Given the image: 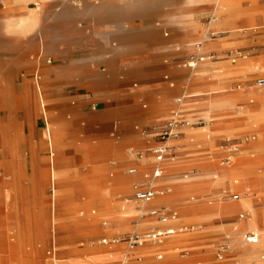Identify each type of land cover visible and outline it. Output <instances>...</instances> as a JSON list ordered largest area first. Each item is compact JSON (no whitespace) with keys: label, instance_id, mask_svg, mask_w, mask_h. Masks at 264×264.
<instances>
[{"label":"rangeland","instance_id":"374dc122","mask_svg":"<svg viewBox=\"0 0 264 264\" xmlns=\"http://www.w3.org/2000/svg\"><path fill=\"white\" fill-rule=\"evenodd\" d=\"M90 1L92 0H59L55 4V10L47 13V5L43 4L41 0H36V6L44 12V22L40 28L35 30L33 41L29 43L11 39L6 35L4 20L0 12V125L11 120L14 124L12 137L14 135L22 136L23 125L26 121L25 109L22 101H19L20 94L16 91V81L20 80L21 74L24 72L23 67L27 66L35 70L36 64H38L43 69L51 68L55 72L71 70L73 72L76 71L74 73H83L86 72L83 65H85L84 61L87 59V65H89L87 71L102 77V83L105 88L115 87L126 94L132 95L138 91L150 88H155L154 91H163L164 93L161 96L162 101L159 102H156L151 95H144L137 108L127 107L104 112L103 122H98V125L100 124L98 128L96 127L97 121L94 118L89 120L86 116H81L76 120L78 125L87 128L89 135L93 134V141H108L116 147H122L127 152H125L127 160L122 161L120 159L113 163V167H117L116 171L130 173V169L138 162L136 159L137 152H140L143 156L146 153L139 144H148L149 147H152L154 145V134L163 127L166 120L173 117L177 120H188L190 123V125L182 127L183 134H188L186 139L176 144L169 143V145H175V147L166 159L176 156L179 160H183V163L173 175V179L183 181L186 180L184 175H188V178L195 176L200 171L198 166L200 163L208 162L211 154L222 152V157L218 156L215 164H210L209 170H212L215 165L223 162L232 145L236 144L239 150L241 143H258V145L248 148V159L250 165L257 167L258 171L264 170L263 160L258 159L259 154L263 151L260 150V147L264 149V138L260 139L259 137L260 133L264 131V126L249 120L236 125L229 122L219 124L215 119L217 115L236 116L239 114L238 109L240 107L245 108L253 105L254 102L245 100L237 101L231 106L218 104L209 107L196 104L195 101L202 99L203 96H191L196 94L195 90L200 85L201 78L208 83V79L213 76L214 72L212 71H221L226 67L233 66L243 56L256 57L263 55L264 25L231 33H219L218 29H208L206 31L209 34L205 39L209 42H218L217 48L209 49L206 52H198L195 45L191 44L188 47V43L180 44L185 42V39L182 38L181 29L175 25L159 28L156 35L162 41L158 40L155 35L154 37H149L137 33L139 30L136 28L143 23V20L133 17L132 14L126 11L128 0H104L102 4H92ZM151 1L156 3L152 10V16L157 20L178 17L189 9H192L195 13L194 20L203 27L208 25L213 18L215 0H200L192 8L188 0ZM255 5L256 8L253 10L255 19L259 22L264 21V0H256ZM241 6L242 8H248L250 3L247 0H241ZM127 22L132 23L128 26L130 30L135 29L134 31L132 30L134 37L129 38V40H123L120 30L122 25L124 26V23ZM38 33L41 34L42 39ZM40 39L44 46V54L39 56V59L30 62L28 61V54H37ZM164 40H169V42L164 43ZM124 43L127 44V48L120 52L118 47ZM176 44H180V50L174 48ZM109 45L111 47L116 46L118 52L113 54V52L108 51L106 46ZM171 53L172 55L169 56L168 54ZM196 57H204V60L198 62L194 68L195 70L199 68L200 64H206L212 70L201 75L199 83L191 85L187 82V75L189 72H193V69L187 67V62L191 58ZM131 63L138 64L140 68L135 70L126 68L123 71L125 66L127 67ZM165 63L177 67L183 75L176 80L171 78L165 80L163 77L165 72L161 70V66ZM115 74L122 78L113 80ZM259 77H264V74L222 73L218 80L225 81L226 83L223 86L227 87L229 91L213 94L212 96L229 94L233 90L240 89L237 88L238 85L245 91H249V88L256 90L260 88L256 85V80ZM43 81L42 78L41 83L44 89L50 128L55 131L54 134L65 138L66 141L72 139V145H65L66 148L60 147L62 149L60 154L63 155V151L68 150V146L77 144V139H75L77 133L74 132V125L71 122L72 111L67 108L61 109L52 106L45 92ZM170 81L173 82L174 86L169 85ZM136 83L144 85L131 89V85ZM59 91H63V89L59 88ZM4 96L8 98L7 106L10 105L9 109L4 104ZM185 102H188L189 106L185 107L182 105L178 107L179 104H185ZM90 104V109L93 111L99 108L95 101ZM209 110L212 112H209ZM146 113L147 115L153 113V116L159 115L156 119L157 124L160 125L159 128L149 130L145 126L147 121H141L140 118L146 117ZM129 117L132 118L130 123L122 125L121 120ZM33 124L39 128L41 136L47 135L48 125H46L40 115L35 117ZM18 150L24 160L22 184L26 187L28 184L26 177L28 166H25L27 150L22 143L18 144ZM151 161L152 159L150 160L149 172L152 171ZM91 174L90 164L81 167L79 170L80 176H90ZM71 177L75 178V176ZM134 191L135 189L131 193L113 195L112 201L117 205V208L113 207L110 209L104 207L98 196L88 195L86 192V198H84L83 203L77 205L76 208L69 212L68 216L76 218L77 222L85 226L82 231L71 229L68 233V239L75 246L76 251L81 253L83 260L80 264H118L121 262L126 252V244L123 243L122 239L132 231L120 233L112 230L95 231L86 229V227L93 224L96 219L99 221L98 224H102L104 220L107 221L111 214L117 212L123 205L128 203L127 199L136 200ZM45 193L47 196L51 193L48 184ZM234 194L239 195L237 191L231 190L228 186H221L216 193L217 198L221 201L235 199L233 198ZM205 196L206 193L197 194L194 199L192 196L172 197L170 202L160 204V206H165L177 212L175 232L164 237L162 243H144L146 246H153L149 256L145 257L141 250L138 249L139 247L136 248L134 253L136 256H140V259L135 264L249 263V261L240 257L237 251H222L223 257L221 259L217 257L223 244L227 243L229 245L232 240L231 235H227L224 229L231 226L238 219V216L224 218L181 217L178 208L181 204L202 201ZM63 200L61 199V202H64ZM61 202L60 207L61 204H64ZM255 204H264V197L261 198V201H256ZM15 210L16 208L13 204L11 211L14 212ZM141 212L143 211H140L139 207H137L131 223H135L136 217ZM62 215L64 216V214ZM159 225L160 223L156 221L150 227L138 229L137 231H146ZM26 228L25 217L16 214L7 227L0 229V238L10 239L12 237L14 241H23L27 237ZM60 234L62 235L64 232L61 231ZM102 238H117L118 240L116 243L103 244L101 242ZM25 243H27L26 247L21 250L29 252V256L32 258L35 253L33 242L28 245L29 239L27 238ZM111 244L122 245L119 254L108 257L99 252L98 257L91 256V252L97 253L99 250L102 252V249H108ZM158 254H161L162 258H158ZM56 257L57 259L72 262L67 256L61 254ZM69 258H72V256ZM55 263L52 257L48 255L46 264ZM250 264H255V262L250 261Z\"/></svg>","mask_w":264,"mask_h":264},{"label":"bare ground","instance_id":"6f19581e","mask_svg":"<svg viewBox=\"0 0 264 264\" xmlns=\"http://www.w3.org/2000/svg\"><path fill=\"white\" fill-rule=\"evenodd\" d=\"M58 1L41 0L43 4L47 5V13L55 10V4ZM103 1L92 0L90 3L102 4ZM128 1L126 11L132 14L133 17L143 20V23L136 28L139 30L137 33L149 37L155 35L157 38L156 33L159 28L175 25L184 34V37L182 34V38L185 39V42L180 44L188 43V47L191 44L195 45L198 52H206L209 49L217 48L218 42H209L205 39L209 34L206 31L208 29H218L219 33H231L264 25V21H257L253 14V10L256 8V0H247L250 3L248 8H242L241 0H215L213 18L204 27L194 20L195 13L192 9L172 19L157 20L152 16L154 5L156 6L153 1ZM199 2L200 0H188L191 8ZM0 3V12L4 20L6 35L11 39L21 40L25 43L32 42L35 30L40 28L44 22V12L36 6V0H0ZM130 24L132 23L127 22L124 23V26L122 25L120 31L123 40L134 37L132 30L135 29L130 30L128 27ZM38 35L42 39L41 34L38 33ZM157 39L161 40V38ZM168 42L169 40H164V43ZM180 44L174 45V48L180 50ZM106 48L113 54L118 52L116 46L111 47L109 45ZM126 48L127 44L124 43L119 45L118 50L121 52ZM43 54L44 46L40 41L37 54H28V61L37 60ZM211 70L212 68L206 64H200L199 68L188 73L187 82L191 85L197 84L200 81V76L209 73ZM212 72H214L213 76L208 79L207 86H198L195 90L196 94L191 95L203 96L202 99L195 101L196 104L209 107L218 104L231 106L237 101L249 100L254 104L245 108L240 107L238 109L239 114L236 116L217 115L215 117L217 123L229 122L236 125L249 120L264 126V85L256 90L249 88V91L241 89V86L238 85L237 88L241 90L236 89L229 94L212 96L213 94L229 91L227 87L219 83L218 77L222 73L264 74V54L256 57L243 56L237 64L226 67L221 71L215 70ZM42 77L43 67L36 64L31 79L21 84L20 91V96L25 101L27 108L25 120L33 126L35 117L40 115L48 125V135L39 145L30 144L27 140L24 144L22 142L25 149H29L31 153L30 163L33 176L31 182L34 192L32 198H30V204L26 201V187L22 184L24 160L18 150V144L21 143L23 134L22 136L14 135L13 139L11 120L0 125V146L4 154L2 161H0V178L3 179L0 181V229L7 227L16 214L25 217L27 224V237L25 239H29L28 245L33 242L35 253L31 258L29 252L21 250L27 245L25 239L14 241L12 237L10 239L0 238V264H46L48 255L52 257L53 262L61 260L56 257L58 254L67 256L72 264H80L83 260L81 253L76 251L75 246L68 239V233L71 229L82 231L85 226L77 222L76 218L68 216L69 212L83 203L86 192L88 195L98 196L105 208H117V205L112 201L113 195L131 193L137 187L147 184V182H150L152 188L156 191L150 205L170 202L172 197L192 196L194 199L197 194L206 193L205 199L202 201L181 204L178 207L181 217L224 218L238 216V219L231 226L224 229L227 235L232 237L229 251H237L240 257L249 261L247 264H250V261H254L255 264H264V204H255L256 201H261V198L264 197V170L258 171L257 167L251 166L247 154L248 148L258 145V143H241V148L233 156L231 164L226 165L220 162L219 165H215L212 170H209L210 164H215L216 159L222 152L211 154L208 162L198 165L200 167L198 174L190 178H188V175H184L186 180L183 181L173 179L176 170L183 163V160H179L176 156L161 163L163 175L160 178H152V171L149 172L148 170L152 156L148 149L151 146L149 147L148 144H145V146L139 144V142L138 144L144 148L146 153L135 163L128 174L116 171L117 167H113L116 160L128 159L127 152L123 149L114 150L107 145L102 146L90 141L85 144V148L90 155L86 160H82L76 151L74 153L66 152L62 155L60 154L58 139L54 134L55 131H52L49 125L47 104L41 83ZM143 85L142 83H136L132 84L130 88L135 89ZM182 105L189 106L188 102H185V104H179L178 107ZM9 107L10 105L7 106V109ZM209 112L212 111L209 110ZM94 118H97V116ZM31 134L30 136L34 137V133ZM187 135L185 133L171 139L169 143L176 144L186 139ZM259 137L260 139L264 138V131L260 133ZM260 150L263 151L259 154L258 159L263 160L264 168V149L260 147ZM39 152L46 153L47 156L40 157ZM81 164H90L92 170L90 176L79 175ZM71 176H75V178ZM45 183H48L50 187L51 193L49 196L42 193V186ZM221 186H228L231 190L237 191L239 195L236 199L221 201L216 195L218 188ZM61 199H64V202H61ZM60 202L64 203L61 204V207ZM127 202L117 212L111 214L107 221L104 220L102 224H98L99 221L96 219L86 229L95 231L112 230L120 233L147 228L157 221L154 217L138 214L135 223H131L137 207L140 211H143L144 208H142L143 204L137 200L127 199ZM13 204L16 208L14 212L11 211ZM61 231L64 234L61 235ZM249 231L255 232L259 236L257 244H247L244 241V235ZM121 246L111 244L108 249H102V252L101 250L97 253L91 252V256L98 257L99 252L108 257L114 256L120 253ZM152 248L153 246L143 245L138 249L146 257L149 256ZM70 256L72 258H69Z\"/></svg>","mask_w":264,"mask_h":264},{"label":"crops","instance_id":"0c3cea01","mask_svg":"<svg viewBox=\"0 0 264 264\" xmlns=\"http://www.w3.org/2000/svg\"><path fill=\"white\" fill-rule=\"evenodd\" d=\"M41 41V39H40ZM177 50V49H176ZM169 56L172 55L168 54ZM85 65L84 66V71L86 72H81V73H74L76 71H64V72H55L51 68L43 69V84L46 89V94L49 97V101L52 103V106H55L57 108H67L68 110L72 111V123L74 125V132L77 133L75 136V139H77V144L75 146H68V150H64L63 154L68 153H74L75 151L77 154H79L82 158V160H86L89 158L88 150L85 148V144L88 142H95L97 144H100L102 146L107 145L111 147L114 150H122V147H116L113 144L109 143L108 141H93L92 135H89L87 132V128H84L82 125H78L77 121L81 116H86L89 120H92L94 117L97 116L96 119L97 124L96 127L98 128L100 124L98 125V122L102 123L103 122V114L106 111H115L117 109L121 108H127V107H134L137 108L140 105V102L142 101V98L144 95H151L156 102L162 101L163 96V91H154L155 88H150V89H145L144 91H138L135 94H126L123 91H120L118 88H113V87H104L102 83V77H99V75H96L94 73H89L87 71V68L89 65H87L88 60L85 59L84 61ZM82 66V65H81ZM27 67V66H24ZM24 72L21 74L20 80H17V88L16 91L21 94V84L24 83V81L30 79V76H32L33 68L27 67L24 68ZM124 67V66H123ZM126 68H131L133 70L140 68L138 64L131 63L127 67L123 69L126 70ZM82 70V69H81ZM161 70L165 72L164 74V79H169L171 78L172 80H176L179 77L183 75L179 71V69L173 65L170 64H163L161 66ZM19 72V71H18ZM20 73V72H19ZM121 76H117V74L114 75L113 80H119L121 79ZM173 82H169L170 86H174L172 84ZM220 84H225V81L219 80ZM204 79L201 78V83L199 86H207ZM59 88H62L63 91H59ZM20 96V95H19ZM125 97V98H124ZM5 102L4 104H8V98L7 96H4ZM118 98V99H117ZM110 99V100H109ZM19 101H22V104L25 109L26 113V105L25 101L22 100L21 96L19 97ZM96 102L99 105V108L96 111H93L90 109V103ZM159 115H154L153 113L148 114L146 113V117L140 118L141 121H147L145 123V126L148 127L149 130H156L159 128V124H157L156 119ZM132 118H125L122 119V125L129 124ZM159 119V118H158ZM11 128L13 130L14 124L12 123ZM23 136L21 139V143H25V140H27L28 143H33L39 145L42 140H44L47 135H48V128H47V135L44 134V136H41L39 132V128L36 126L30 125L27 120L24 122L23 125ZM34 133V137H31V133ZM183 135V134H182ZM56 137L59 142V146H63V148H66L65 145H72V139L69 141H66L65 138H61L56 134ZM74 138V137H73ZM14 139V138H13ZM1 140V137H0ZM171 150L175 147V145H170ZM62 148V147H61ZM60 150L62 151V149ZM0 161L3 159V150L0 146ZM40 157H46L47 154L43 152L38 153ZM223 153H221L219 156L222 157ZM30 157L31 153L29 149H27V162L25 166H28L27 168V185H26V196H27V203L31 202L30 198H32L34 189L32 187V182H31V177L32 176V169H31V163H30ZM124 161V160H122ZM138 161V160H137ZM88 164H81L80 166H87ZM1 173V170H0ZM3 180L0 178V181ZM48 183H45L42 186V193L46 195V186ZM30 204V203H29ZM149 206H160V205H150Z\"/></svg>","mask_w":264,"mask_h":264},{"label":"built area","instance_id":"2783aa9c","mask_svg":"<svg viewBox=\"0 0 264 264\" xmlns=\"http://www.w3.org/2000/svg\"><path fill=\"white\" fill-rule=\"evenodd\" d=\"M204 60V57L191 58L187 62V67L189 69H194L198 62ZM256 85L262 87L264 85V77H259L256 80ZM190 125L188 120H177L174 117L168 119L163 124V127L154 134L153 143L154 145L148 149L152 154V178H160L163 175V168L161 163L166 160L171 153V146L169 141L175 139L183 134L182 127ZM238 150L236 144L232 145L229 149L228 154L224 157L223 163L229 165L232 163L233 156ZM136 159L139 161L143 155L140 152H137ZM156 191L152 188L151 183L147 182L144 186L137 187L134 191V197L136 200L140 201L143 204L144 210L141 213V216H150L156 218L157 222L160 223L157 227L149 228L146 231H137L134 230L128 233L122 241L126 244V252L123 256V259L118 264H135L140 256H136L134 250L138 247L144 245V243H162L163 238L171 235L175 232V222L177 220V212L173 209L166 208L165 206H149L150 202L154 198ZM233 198H237V195L234 194ZM117 238H102L101 242L103 244L107 243H116ZM244 241L247 244H257L259 241V236L255 232H247L244 235ZM229 245L224 243L222 249L218 252L217 257L221 259L223 257L222 251H228ZM158 258H162L161 254L157 255ZM55 264H70L69 261L60 260Z\"/></svg>","mask_w":264,"mask_h":264}]
</instances>
